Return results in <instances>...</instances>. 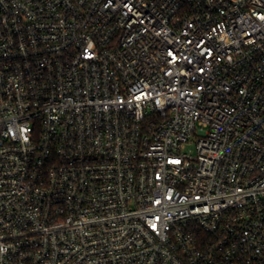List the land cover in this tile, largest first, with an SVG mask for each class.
Masks as SVG:
<instances>
[{"label": "built area", "instance_id": "1", "mask_svg": "<svg viewBox=\"0 0 264 264\" xmlns=\"http://www.w3.org/2000/svg\"><path fill=\"white\" fill-rule=\"evenodd\" d=\"M0 264H264V0H0Z\"/></svg>", "mask_w": 264, "mask_h": 264}, {"label": "rangeland", "instance_id": "2", "mask_svg": "<svg viewBox=\"0 0 264 264\" xmlns=\"http://www.w3.org/2000/svg\"><path fill=\"white\" fill-rule=\"evenodd\" d=\"M189 148H191V147H189Z\"/></svg>", "mask_w": 264, "mask_h": 264}]
</instances>
